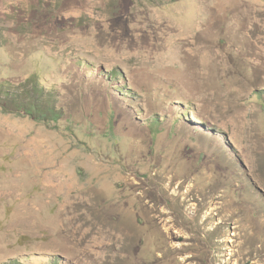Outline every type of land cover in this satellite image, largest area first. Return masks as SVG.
I'll return each instance as SVG.
<instances>
[{
  "label": "rangeland",
  "instance_id": "374dc122",
  "mask_svg": "<svg viewBox=\"0 0 264 264\" xmlns=\"http://www.w3.org/2000/svg\"><path fill=\"white\" fill-rule=\"evenodd\" d=\"M32 74L63 115L0 107V264H264V0H0Z\"/></svg>",
  "mask_w": 264,
  "mask_h": 264
},
{
  "label": "trees",
  "instance_id": "16d2710c",
  "mask_svg": "<svg viewBox=\"0 0 264 264\" xmlns=\"http://www.w3.org/2000/svg\"><path fill=\"white\" fill-rule=\"evenodd\" d=\"M5 84L10 85L6 87ZM0 86V107L9 113L28 115L36 121L51 125L63 115L56 106V92L45 91L37 74H32L17 85L6 82Z\"/></svg>",
  "mask_w": 264,
  "mask_h": 264
},
{
  "label": "bare ground",
  "instance_id": "6f19581e",
  "mask_svg": "<svg viewBox=\"0 0 264 264\" xmlns=\"http://www.w3.org/2000/svg\"><path fill=\"white\" fill-rule=\"evenodd\" d=\"M167 229L169 230V227L167 226ZM186 257H188V256H186Z\"/></svg>",
  "mask_w": 264,
  "mask_h": 264
}]
</instances>
